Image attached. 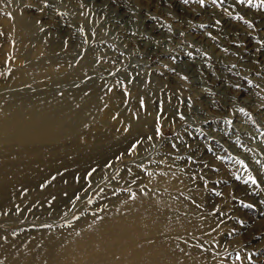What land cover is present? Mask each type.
I'll list each match as a JSON object with an SVG mask.
<instances>
[{"label":"rangeland","instance_id":"374dc122","mask_svg":"<svg viewBox=\"0 0 264 264\" xmlns=\"http://www.w3.org/2000/svg\"><path fill=\"white\" fill-rule=\"evenodd\" d=\"M18 24L65 35L105 99L82 138L27 143L53 152L15 160L31 174L0 164V250L81 238L127 205L189 264H264V0H0L2 109L47 98L49 78L17 85L34 64L72 67L48 66Z\"/></svg>","mask_w":264,"mask_h":264},{"label":"bare ground","instance_id":"6f19581e","mask_svg":"<svg viewBox=\"0 0 264 264\" xmlns=\"http://www.w3.org/2000/svg\"><path fill=\"white\" fill-rule=\"evenodd\" d=\"M79 21L83 22L82 18H79ZM6 24H10V22L7 21ZM18 25L17 32H14L15 39L21 43H31L44 52L46 55L44 60L48 62V66L52 65V62L57 63V61H61L60 63L64 61L67 64L71 62L72 64V67L63 74L49 75L47 71L45 72V66L37 64L25 70L21 75L18 74L17 85L22 81L42 77L51 80L47 98H40L43 103H34L42 107L38 105L37 107L33 103L28 106L7 105L6 103L3 109L0 108V164L7 166V171L31 174L29 170H24L18 164H14L15 160L29 163L33 162L36 157L47 160L53 155V152L49 147L29 148L27 143L55 137L73 138V140L82 138L84 134L81 130L91 122L89 114L95 115V112H98L105 97L100 93L98 87L83 86L82 82L89 72L90 60L84 59V57V60L73 66L77 55L67 47L68 45L64 41L65 35H46L23 24ZM59 91L65 94L64 97L57 95ZM38 108H43L45 111L41 112ZM136 122L126 123L131 133H135L139 127ZM92 136L97 141L102 140L106 135L93 134ZM9 142L15 144H8ZM62 152H72L73 157L76 158L83 151L75 145L71 148H63ZM14 165L18 167L16 168ZM2 171L0 169V177ZM8 187L0 180V198L7 195ZM122 209L121 216L108 221L105 219L106 222L90 224L82 228L80 230L81 238H78L77 235L71 240H66L69 238L66 237L51 241L50 237L45 235L42 240H34L29 243L27 252L25 251L27 254L15 248L11 251L1 248L0 264L190 263V258L177 257L169 245L158 243L143 220L144 217L135 209L129 208L127 205ZM181 230L182 228L178 226L172 230V233H180ZM39 251L40 253L37 254Z\"/></svg>","mask_w":264,"mask_h":264}]
</instances>
